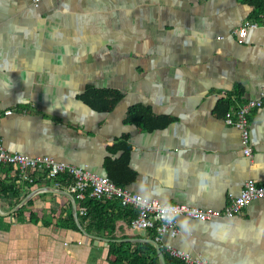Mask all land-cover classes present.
Wrapping results in <instances>:
<instances>
[{
  "label": "crops",
  "instance_id": "0c3cea01",
  "mask_svg": "<svg viewBox=\"0 0 264 264\" xmlns=\"http://www.w3.org/2000/svg\"><path fill=\"white\" fill-rule=\"evenodd\" d=\"M251 21L259 26L239 34ZM263 25L264 7L249 0H0V138L10 152L79 166L135 193L146 179L171 203L222 210L247 180L264 183ZM89 88L123 99L97 110L81 98ZM251 100L263 105L249 116V156L226 114ZM136 104L151 108L154 125L125 122ZM122 138L128 160L113 151ZM16 171L1 166V178ZM31 172L35 185L17 186L23 197L42 188L28 208L36 221L0 214V264H114L113 244L127 254L154 245V232L128 218L90 232L80 222L85 234L58 192L69 189ZM14 201L0 198L1 211ZM188 220L190 233L177 223L161 236L163 252L264 264V198L233 218Z\"/></svg>",
  "mask_w": 264,
  "mask_h": 264
},
{
  "label": "built area",
  "instance_id": "2783aa9c",
  "mask_svg": "<svg viewBox=\"0 0 264 264\" xmlns=\"http://www.w3.org/2000/svg\"><path fill=\"white\" fill-rule=\"evenodd\" d=\"M258 22L251 21L239 29V34L245 36L250 28H257ZM264 27V25H263ZM264 96V89H263ZM263 105L262 100H251L244 103L237 110H230L226 114V122L229 125L237 127L241 130L242 144L246 155L252 154L251 130H250V113L252 109L259 108ZM1 166H13L18 169L19 177L24 181L34 183L31 171L46 172L49 171L50 176L54 177L61 173H68L73 178V183L69 188L75 199H83L86 192L90 191V196L97 200L119 199L125 207H132L137 210V216L132 219L131 226L133 228L154 230L156 232V240L159 241L161 236L167 232L176 233V225H164L162 221L156 219L158 215L155 208L152 210H141L137 208L133 197L137 194L130 191L127 187L121 186L111 180L108 176L98 175L88 169L69 165L63 162H57L50 158L32 157L30 155L10 152L0 138V177ZM264 198V183H257L254 179L246 181L241 194L231 199V202L222 210L219 209H203L188 205L174 204L179 208L182 217L198 221H209L219 218H233L239 215L243 209L255 200ZM156 199V204H159ZM81 214H86V208H81ZM166 228V231H161ZM173 255L180 258L186 264H205L203 260L194 259L189 253L181 250H173Z\"/></svg>",
  "mask_w": 264,
  "mask_h": 264
},
{
  "label": "trees",
  "instance_id": "16d2710c",
  "mask_svg": "<svg viewBox=\"0 0 264 264\" xmlns=\"http://www.w3.org/2000/svg\"><path fill=\"white\" fill-rule=\"evenodd\" d=\"M255 2L260 8L264 7V0H249ZM81 98L89 104L91 107L97 110L111 111L113 110L119 102L123 99V94L119 91L112 89H93L89 88ZM156 116L153 114L151 108L144 105L136 104L129 108L127 116L125 118L126 123H132L136 125H141L143 127H150L154 125ZM166 122V121H165ZM164 123V122H163ZM117 150H113L114 153H117L119 150H124L123 157L128 160L131 147L127 143L126 138H122L118 141ZM123 160V161H127ZM33 178L37 175L36 173H30ZM47 177H51L49 171L43 172ZM7 174H4V177H0V198H15V201L11 203V208L16 206L24 198L21 195V190L17 186V182L20 181L19 172L16 171V177L9 181ZM53 178L59 181L61 188H70L73 183V178L68 173H61L55 175ZM111 180L117 184L124 186V183L116 181L112 177H109ZM29 183V184H28ZM27 186H33L34 184L26 181ZM30 200L26 205H24L20 210L15 212L17 215L29 214L32 221H36L34 215L28 209L32 204ZM79 208H86V214H81L79 211V220L82 225H86L87 231H92V228H95L98 231L101 230H111L110 227L112 224L122 218L129 219L132 221L133 218L137 216V210L132 207H125L122 205L121 200L111 199V200H97L90 196V191L86 192V196L83 199H77ZM72 221L74 219H71ZM131 223V222H130ZM72 229L81 234V237H84L85 234L79 229L75 221L72 224ZM153 231L152 238L156 239V232ZM116 245L113 244L110 252V260L114 264H120L121 261H129V264H159V257L156 250V247L150 243H144V247L141 251L135 252L133 254H127L121 249H116ZM122 245V244H121ZM167 264H185L183 260L173 255H170L164 250Z\"/></svg>",
  "mask_w": 264,
  "mask_h": 264
},
{
  "label": "clouds",
  "instance_id": "9594fccd",
  "mask_svg": "<svg viewBox=\"0 0 264 264\" xmlns=\"http://www.w3.org/2000/svg\"><path fill=\"white\" fill-rule=\"evenodd\" d=\"M158 197L160 202L156 204ZM133 200L142 211L155 208L158 213L156 219L162 221L164 225L178 223L182 232L190 233V221L181 216L179 208L173 205L169 198L163 197L159 190L149 186L146 179L137 186V194ZM161 231H166V228H161Z\"/></svg>",
  "mask_w": 264,
  "mask_h": 264
},
{
  "label": "water",
  "instance_id": "95a60500",
  "mask_svg": "<svg viewBox=\"0 0 264 264\" xmlns=\"http://www.w3.org/2000/svg\"><path fill=\"white\" fill-rule=\"evenodd\" d=\"M41 190H42V188H39V189H36V190L30 192L29 194H27L22 199V201L20 203H18L16 206H14L8 212H2L1 209H0V214L6 215V216L13 215L15 212H17L18 210H20L24 205H26ZM58 192H61V193L65 194V195H67L72 200L73 210H74V214H75V217H76V222L78 223V225L81 228V230L85 234H87V232L82 228L81 223H80L79 218H78V207H77V202H76L75 196L71 192L65 191V190H59ZM150 241L155 245V247L157 249V253H158V256H159V263L160 264H167L166 263L165 254H164V252H163V250H162L161 245L159 244V242L157 240H150Z\"/></svg>",
  "mask_w": 264,
  "mask_h": 264
}]
</instances>
